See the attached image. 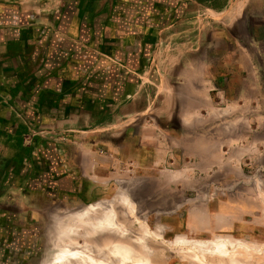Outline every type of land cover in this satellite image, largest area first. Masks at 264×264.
I'll return each instance as SVG.
<instances>
[{"label": "crops", "instance_id": "obj_1", "mask_svg": "<svg viewBox=\"0 0 264 264\" xmlns=\"http://www.w3.org/2000/svg\"><path fill=\"white\" fill-rule=\"evenodd\" d=\"M54 1L0 2L3 14L12 12L15 20L38 25L31 28L32 37L25 32L11 36L30 50L33 78L30 108L21 114L20 127L31 132L38 124L69 138L61 154L48 145L42 151L30 145L46 157L32 166L42 169L31 182L42 194L91 203L108 196L112 179L106 176L113 163L137 157V163L150 168L158 153L152 147L160 140L174 142L173 152L178 147L207 160L241 132L246 92L262 83L264 0ZM29 5L37 10H26ZM49 6L54 9L45 10ZM199 9L225 14L210 20L206 48L197 41L153 65L161 35L173 27L185 34ZM247 18L256 20L257 25H249L256 33L261 30V38L234 33ZM104 56L122 59L123 68L104 66ZM135 86L140 91H133ZM109 103L115 117L100 106ZM119 114L125 118L115 121Z\"/></svg>", "mask_w": 264, "mask_h": 264}, {"label": "rangeland", "instance_id": "obj_2", "mask_svg": "<svg viewBox=\"0 0 264 264\" xmlns=\"http://www.w3.org/2000/svg\"><path fill=\"white\" fill-rule=\"evenodd\" d=\"M26 10L37 9L29 5ZM2 14L0 9V116L8 119L0 117V264H264V61L258 69L262 83L245 95L241 132L210 159L178 147L173 152L174 142L163 139L152 147L158 149L152 167H142L137 157L116 160L106 176L112 179L108 196L75 203L32 186L41 169L32 166L46 157L30 145L61 154L69 138L38 124L31 132L20 127L21 114L30 108L33 78L30 50L13 35L32 37L31 28L38 25L15 20L12 12ZM224 15L205 9L192 13L185 34L173 27L161 35L152 64L167 62L165 55L193 48L197 41L205 49L210 20ZM249 24L257 25L247 18L234 33L261 38V30L256 33ZM101 59L104 66H124L119 58ZM100 106L116 116L110 103ZM117 116L115 121L125 118ZM47 183L45 192L51 179Z\"/></svg>", "mask_w": 264, "mask_h": 264}, {"label": "bare ground", "instance_id": "obj_3", "mask_svg": "<svg viewBox=\"0 0 264 264\" xmlns=\"http://www.w3.org/2000/svg\"><path fill=\"white\" fill-rule=\"evenodd\" d=\"M76 222H77V221H76ZM76 222H75V223H76ZM94 263H95V264H100L98 260H95Z\"/></svg>", "mask_w": 264, "mask_h": 264}]
</instances>
